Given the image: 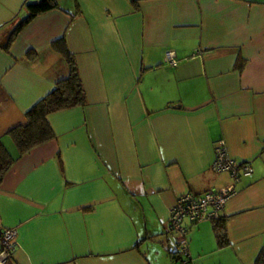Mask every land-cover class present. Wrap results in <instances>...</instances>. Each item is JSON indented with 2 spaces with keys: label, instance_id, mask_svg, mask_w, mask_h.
<instances>
[{
  "label": "crops",
  "instance_id": "obj_1",
  "mask_svg": "<svg viewBox=\"0 0 264 264\" xmlns=\"http://www.w3.org/2000/svg\"><path fill=\"white\" fill-rule=\"evenodd\" d=\"M34 1L0 0L2 143L17 157L8 132L68 74V57L85 102L50 112L53 137L1 178L0 232H16L3 264H254L264 249V0H55L8 43ZM219 138L252 170L218 218L182 219L181 257L169 210L226 181L211 168Z\"/></svg>",
  "mask_w": 264,
  "mask_h": 264
},
{
  "label": "trees",
  "instance_id": "obj_2",
  "mask_svg": "<svg viewBox=\"0 0 264 264\" xmlns=\"http://www.w3.org/2000/svg\"><path fill=\"white\" fill-rule=\"evenodd\" d=\"M57 7L55 0L26 2L24 4L26 13L13 28L7 42H11L20 29L36 15ZM54 45L64 54H68L60 39L55 40ZM68 61V74L57 80L54 88L26 111L27 123L17 125L8 132L18 151L17 157L53 137L54 133L47 119L50 112L85 102V92L77 66L69 57ZM17 157L9 153L0 139V180ZM214 229L218 245H223L227 241L224 221L218 219ZM254 264H264V249L258 253Z\"/></svg>",
  "mask_w": 264,
  "mask_h": 264
},
{
  "label": "built area",
  "instance_id": "obj_3",
  "mask_svg": "<svg viewBox=\"0 0 264 264\" xmlns=\"http://www.w3.org/2000/svg\"><path fill=\"white\" fill-rule=\"evenodd\" d=\"M164 60L170 65L177 63L173 50L164 53ZM211 168L218 174H226V181L220 186L213 187L200 196L192 193L180 195L169 210L168 229L181 235L179 240V252L181 257L188 256V248L184 239V226L182 219L187 217L192 221L202 219H216L226 200L235 194V185L241 175L251 172L250 163L237 160L227 148L224 138H219L214 146V157ZM16 232L12 228H4L0 232V264H3L12 254L15 248ZM179 264H184L180 262Z\"/></svg>",
  "mask_w": 264,
  "mask_h": 264
},
{
  "label": "rangeland",
  "instance_id": "obj_4",
  "mask_svg": "<svg viewBox=\"0 0 264 264\" xmlns=\"http://www.w3.org/2000/svg\"><path fill=\"white\" fill-rule=\"evenodd\" d=\"M175 264H176V262H175Z\"/></svg>",
  "mask_w": 264,
  "mask_h": 264
}]
</instances>
